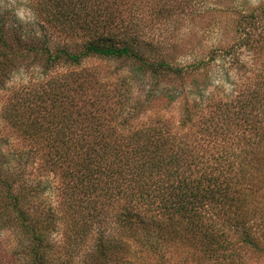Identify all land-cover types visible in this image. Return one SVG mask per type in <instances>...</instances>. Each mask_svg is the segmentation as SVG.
<instances>
[{"label": "trees", "instance_id": "1", "mask_svg": "<svg viewBox=\"0 0 264 264\" xmlns=\"http://www.w3.org/2000/svg\"><path fill=\"white\" fill-rule=\"evenodd\" d=\"M35 2L75 44L52 46L40 26L0 7V86L30 58L56 70L21 99L16 93L4 115L23 140L42 144L33 152L59 175L61 197L46 202L43 182L0 153V233L12 237L0 241V264L264 260V80L237 109L205 104L206 85L186 96L203 61L174 65L178 53L150 30L192 0ZM255 11L242 19L254 23ZM91 59L131 69L103 82L83 65ZM154 104H178L177 123Z\"/></svg>", "mask_w": 264, "mask_h": 264}, {"label": "rangeland", "instance_id": "2", "mask_svg": "<svg viewBox=\"0 0 264 264\" xmlns=\"http://www.w3.org/2000/svg\"><path fill=\"white\" fill-rule=\"evenodd\" d=\"M263 5L264 0H192L181 14L172 16L168 21H159L152 27L150 35L153 36L154 33L164 47L178 53L172 54L178 55L174 65L188 66L200 61L205 65L199 75L186 81V96L189 97V93L195 91L193 86L206 85L202 89L205 104L231 103L237 109V102L261 87L264 80V17H258V13ZM0 7L10 10V14L15 15L23 24L33 26L38 33L40 31L36 25L40 26L41 31L49 36L50 45L61 46L70 42L66 35L48 26L44 14L37 9L35 0H0ZM254 10L257 17L254 23L242 19ZM73 41L70 43L75 44L74 39ZM259 47L262 49L259 50ZM41 65L42 62H35L30 58L3 79L4 86H0V153L5 155V160L11 167L20 163L29 179L41 180L47 188L43 199L54 203L61 197V181L59 175L43 168L40 154H34L33 151L41 149L42 144L23 140L4 115L5 108L16 104L17 99L23 97L24 91H30L54 75L56 70L46 72ZM83 65L97 69L103 82L114 81L105 76L111 72L118 69L120 72L122 69L121 74L125 75L131 69L130 65L124 63L95 59L88 60ZM148 82L151 84L152 79ZM19 92L14 100L15 94ZM157 105L159 104L152 106L154 112L157 111L159 116L166 113L172 117L174 124L177 123L180 114L178 104L167 109ZM210 110H205L206 118L212 114L209 113ZM199 117L197 116V121L200 120ZM11 240L12 237L7 233H0L1 242ZM152 258L143 264H162L158 258ZM246 258L247 256H243L242 262ZM172 260L175 264H190L186 256ZM246 264H264V260L252 255Z\"/></svg>", "mask_w": 264, "mask_h": 264}]
</instances>
